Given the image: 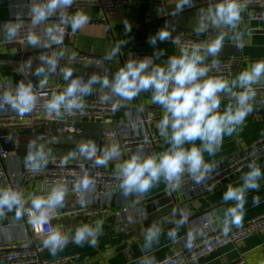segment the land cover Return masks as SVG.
I'll return each instance as SVG.
<instances>
[{"label":"crops","instance_id":"0c3cea01","mask_svg":"<svg viewBox=\"0 0 264 264\" xmlns=\"http://www.w3.org/2000/svg\"><path fill=\"white\" fill-rule=\"evenodd\" d=\"M208 1L212 0H188L187 3H183V0H166L164 3L133 0V5L119 10L109 19L106 26L99 24L102 17L101 13L96 8L87 6L75 11L87 13L89 16L88 23L75 33L69 28L71 37L62 47L51 45L50 40L45 34V29L53 23L52 20L48 19L40 25L33 27L30 23V18L25 16L20 20V29L13 40H6L3 31L0 30V53L4 52V44L16 42L21 45L22 50L40 51L41 53L34 56L35 61L33 62L35 64H42L43 57H51L60 51L64 52L63 56L69 53H79L88 56L104 57L110 52L117 41H123L120 51L112 58V73L129 58L139 59L148 56L153 58L155 64L164 65L167 62V57L179 55V48L169 42L168 39L165 41L157 40L155 45L150 44L148 41L149 37L155 35L160 28L167 24L171 30V37L181 31H190L208 42L214 39L218 33H225L224 47L216 56L206 57V60L217 59L222 56L224 51L228 52V57L226 58H228L232 65V74L229 78L231 81L245 67H249L251 62L264 60V20H250L248 12L242 11V19L235 28L223 25L218 27L210 26L207 31L197 32L199 17L208 8ZM29 2L30 0H0V26L5 22L16 19L12 4L22 6ZM178 5L180 6L178 7ZM125 22H127V28L125 27ZM29 31H34L39 35V45L32 46L27 43L26 37ZM159 50H162V52ZM234 54H238L239 56L235 58ZM1 61L3 60H0V82L11 83L10 79L4 78L1 75L5 71H11L9 67L1 65ZM45 69H47V65ZM62 69L59 71L56 69L52 76H38L37 83L40 80H45L47 84L57 83L65 87L67 81L63 79ZM71 69L73 70L72 75L74 77L87 78L85 76L88 74L81 68ZM97 75L105 76L101 74ZM261 85H264V78L254 86ZM241 89L238 86L233 87V91L235 92ZM106 94L110 95L109 89L97 83L93 85V91L84 97V102L93 98L102 99ZM225 95L227 94H220L221 102L218 111L222 112L228 104L235 105V100L227 99L224 97ZM151 96L152 93L148 95L139 93L129 101L130 105L127 106L124 103V99L110 95L108 101L121 103V107L110 117L111 122L102 126L104 129H117L128 119L134 118L137 113L149 115L152 117L150 123L132 130L133 133L145 134L147 128H149V130H153L161 138L160 144L149 155L153 153L158 154L169 146L166 138L160 134L158 127L159 120L164 115V109L152 107L153 101ZM250 103L252 104V108L262 110L263 113L255 114L250 112L236 132L231 136L223 138L219 150L214 155L210 156L207 152L204 153L205 161L212 164L213 168L224 163L227 157L247 150L256 138L264 134V96L259 97L256 101H250ZM85 132L87 137L70 138L64 136L61 130H57L56 137L51 135L47 159L66 160L67 162L86 160L85 156L79 153L78 146L89 140L95 141L90 137L94 135L95 129L93 126H90ZM19 141L22 144L27 143V145L24 144L27 149L28 143L32 141V135L23 134L19 137ZM192 143L199 145L200 141L197 140ZM112 144L119 146L120 156L118 157V161L111 162L109 160L107 164L102 165V168L105 171L117 172L116 165L127 159L131 154L123 152L121 143L118 140H108L101 145L100 156L103 154L102 150ZM185 147H188V144ZM75 152L77 153V158L73 155ZM139 152L148 155L145 151ZM258 165L261 167L262 172V176L258 181L259 186L255 189L245 190L242 221L239 225L229 224L227 229L242 226L252 218L264 214V158L258 162ZM248 170L249 168H244L228 183L189 202L188 207L192 214L191 222L189 224L177 223L180 220L178 216L171 218L165 223V227L161 228L158 239L152 243L150 248L144 247L146 228L142 226V221L145 219V215L143 209L137 206L147 198L164 191L163 178L144 193H132L124 196L121 191L114 202L108 204L109 212L104 211L107 208L105 199L102 198L98 201L92 196L90 189L81 191L82 194L79 198L65 195L63 206L53 209L56 212V217L52 221V226L60 227L61 231L69 237V240L62 247L57 248L55 252L50 251L48 248L45 249L40 254V257L42 259L53 260L65 256H77L79 259L87 258L88 264H147L149 259L161 260L167 257L172 249L184 242V237L189 228L199 227L204 221H208L214 230L225 229V212L229 207L234 206L236 202L234 200L226 201L224 194L229 187L237 188L242 186L244 184L243 177ZM29 193L41 194L40 184L38 182L30 183L27 188L26 197H28ZM176 196L178 202L181 203V197L178 194ZM254 197H259V203H254ZM81 198L85 201L83 206L80 204ZM121 205L129 207L132 214L140 215L142 221L130 231L117 233L116 226L118 223L113 219L112 215L113 210ZM24 206L25 208H30L31 203L26 202ZM97 220L102 221V225L96 237L95 245L89 244L88 240H84L80 244L72 242L71 237L78 226L84 224L94 226ZM22 221L23 214L17 219L15 210L8 211L7 214H4L0 218V223L2 224L9 222L21 224ZM170 231L175 232L174 237L169 236ZM22 236L23 232L19 227L17 230L11 231L10 234L0 231V240L4 241ZM43 239L41 238L40 241L42 242ZM238 259L242 261V264L264 263V232L252 234L241 240L236 246L225 245L213 252L208 258L200 260L199 263L230 264Z\"/></svg>","mask_w":264,"mask_h":264},{"label":"clouds","instance_id":"9594fccd","mask_svg":"<svg viewBox=\"0 0 264 264\" xmlns=\"http://www.w3.org/2000/svg\"><path fill=\"white\" fill-rule=\"evenodd\" d=\"M188 0H183L187 3ZM74 4V0H30L26 15L30 18L33 27L47 21L50 17L57 16L58 23H52L45 29L48 39L60 43L63 27L67 26L75 33L83 25L88 23L89 16L84 11L68 13ZM180 5H178L179 7ZM246 5L242 0H216L214 6L207 8L199 17L197 32H204L209 27L226 26L235 28L241 21V13ZM19 14L16 19L5 22L0 26L4 38L13 40L20 29ZM127 28V22H125ZM225 33L220 32L206 45L199 43L179 48V55L167 57L164 65L155 64L152 57L129 58L112 75L99 76L95 73L84 77H74L71 68L62 69L63 79L67 81L62 91L53 92L46 101L44 107L50 113L61 115L62 112L71 113L74 110L84 108V97L93 91V85L99 83L108 88L110 95L124 100H132L141 91L149 90L151 99L164 109V115L159 120L160 134L166 138L168 148L160 153L150 155L141 152L132 153L127 159L116 165L119 177V187L124 196L132 193L147 192L158 183L161 178L170 183L179 184L182 174L187 171L196 183L205 179L212 170L213 165L206 162L204 153L214 155L225 136H231L243 124L245 117L253 110L250 101L255 97L254 85L264 78V60L251 62L249 67L240 71L234 80H228L222 76H206L209 68L205 63L206 57H214L224 47ZM171 37L170 27L166 24L155 35L149 37V43L155 45L157 40L165 41ZM29 45L37 46L40 43L39 35L29 31L26 37ZM123 41H117L104 60H111L120 51ZM173 43H177L174 39ZM162 52V50H159ZM64 52L60 51L51 57H43V64L47 70L55 72L60 57ZM31 62L26 64L30 67ZM43 65L37 72H44ZM206 77V78H203ZM45 80L39 81L43 86ZM238 86L242 91L235 92L233 87ZM224 93L235 97V105L228 104L224 110L218 111L221 102L220 94ZM110 95L103 96V100L110 99ZM37 103V95L34 85L19 81L11 90L0 92V108L8 105L19 115L30 113ZM120 105L113 103L111 108L116 110ZM199 140L200 144L195 142ZM188 144V147L185 145ZM25 155V166L33 171L40 170L48 162V152L44 144L36 140L30 141ZM79 153L87 159L95 157L96 165H105L113 158L120 156L119 146L112 144L102 150V156H97V145L89 140L78 146ZM61 163H64L62 160ZM249 170L245 173L244 184L237 188L229 187L224 194V199L234 200V206L225 212V230L229 224L239 225L244 215V193L246 189L257 188L262 176L261 167L253 163L249 164ZM93 180L87 172L75 184L74 190L86 191L93 186ZM68 191L66 184L57 182L53 184L46 194H24L10 186L0 187V214L4 211L15 210L16 218L22 214L30 217L33 225L48 224L51 212L57 207H62L65 195ZM26 199L31 207L25 208ZM254 203H259V197L253 198ZM81 206L85 204L80 200ZM184 214L177 223H183ZM102 221L97 220L94 226L84 224L78 226L72 242L80 244L88 240L89 244H96V237L100 232ZM161 227L159 224H151L147 227L144 236V247L150 248L159 237ZM169 236L174 237L175 232L170 231ZM69 237L60 227H52L42 243L45 248L55 252L57 248L67 243ZM147 264H152L149 259Z\"/></svg>","mask_w":264,"mask_h":264},{"label":"built area","instance_id":"2783aa9c","mask_svg":"<svg viewBox=\"0 0 264 264\" xmlns=\"http://www.w3.org/2000/svg\"><path fill=\"white\" fill-rule=\"evenodd\" d=\"M147 1L149 3H164L166 0ZM215 2L216 0L208 1L207 7L214 6ZM242 2L246 5L243 11L248 12L250 20H264V0H242ZM131 5H133V0H74L73 6L67 12L71 13L87 6L94 7L102 15L99 24L106 26L114 14ZM28 6L29 3L22 6L12 4L15 16L17 17L19 14L20 20L27 16ZM49 19L53 23H58L57 16L50 17ZM61 27H63V34L60 43L50 40L53 46L62 47L71 37L69 28L67 26ZM174 39L177 43H173ZM168 41L173 43L177 48L196 43L201 45L207 44L205 39L197 37L190 31H181L177 35L170 37ZM205 63L209 68L206 76H222L228 80L231 77L232 65L229 60H211ZM1 65L9 67L12 72L18 73L24 82L30 80L25 68L21 64L1 61ZM42 65L46 68V64L43 63L36 64L35 66L40 68ZM62 68H81L88 75L95 73L111 76L113 74V60H104L103 56L95 57L79 53H69L58 61L57 71ZM33 85L37 95V103L30 113L19 115L8 105L0 108V129L7 130L8 133L4 137L9 139L12 146V149L7 151L0 144V187H13L21 191L26 197L28 185L32 182L40 184L41 194H46L53 184L62 182L68 188L66 195L79 198L82 193L81 191L74 190L73 186L87 172V175L94 182L93 186H90L92 196L98 201L102 198L105 199L107 208L104 211L109 212L108 204L113 203L122 191L119 187L117 172L105 171L102 165H96L94 163L95 157L92 159L86 158V160H75L74 162L63 160L64 163H61L62 160L48 159L47 164L40 170L33 171L25 166L27 149L24 144L27 145V143L22 144L19 141V137L23 134L11 135L9 129L18 128L19 130L24 127L32 128L35 126L37 128L41 126V132L31 133L32 141L36 140L38 143H43L47 151L49 150L52 138L50 132V124L52 122L71 124L64 126L61 132L63 134L74 135H81L83 133L82 123L94 122L100 125L99 137L93 141L97 145V156L101 155V145L108 140H118L121 143L123 152L127 154L145 151L149 155L160 144L161 138L153 130H149V128H147L145 134L133 133L132 130L147 125L151 122L152 117L137 113L134 118L128 119L117 129H104L102 126L111 122L110 117L120 109L121 103H117L120 106L116 110H113L111 105L115 102L93 98L84 102L82 110H74L71 113L62 112L58 116L55 113L48 112L44 105L53 92L62 91L64 87L57 83H45L42 87L39 86V83ZM14 87L15 85L12 83L0 82V92L6 89L11 90ZM254 88L256 95L251 101H256L259 97L264 96V85L254 86ZM224 97L235 100V97L231 95H225ZM124 103L127 106L130 105L128 100H124ZM4 137L0 136V139ZM73 155L77 158L76 152ZM263 158L264 134L256 138L247 150L227 157L224 163L216 168H212L200 183H196L187 171L182 174L178 185L163 179L164 192L167 196L174 194L176 199L177 194L181 197L182 201L181 203L178 202L177 215L181 219V214L183 213V223L189 224L192 220V214L188 207L189 202L223 186L232 180L241 170L249 168L250 163L258 165V162ZM110 161L117 162L118 157ZM26 202L30 201L26 199ZM112 216L118 223L116 226L117 233L130 231L142 221L140 215L132 214L129 207L122 205L113 210ZM55 217L56 212L52 210L51 219L48 224L40 226L30 223V217L26 214H23L21 224L13 222L7 224L0 223V231L10 234L11 231L17 230L19 227L23 232L22 237L13 238L8 241L0 240V264H88L87 258L79 259L77 256H65L53 260L42 259L40 257V254L47 249L43 246L40 239L45 238L53 227L52 221ZM260 232H264V214L252 218L242 226L227 230H214L210 222L204 221L199 227L189 228L184 237V242L172 249L167 257L151 261L152 264H200V260L208 258L217 249L228 244L236 246L241 240ZM240 264H242V261Z\"/></svg>","mask_w":264,"mask_h":264},{"label":"water","instance_id":"95a60500","mask_svg":"<svg viewBox=\"0 0 264 264\" xmlns=\"http://www.w3.org/2000/svg\"><path fill=\"white\" fill-rule=\"evenodd\" d=\"M3 53H0V60L3 61H10V62H14V63H18L21 64L28 76L29 79L31 80V82L33 84H37V77L38 76H52L54 72H50L47 69H45L44 72H37V70L39 68H37L35 65V59L34 56L36 54L41 53L40 51H32V50H22L21 49V45L19 43L16 42H12V43H6L3 45ZM235 58H237L239 55L238 54H234L233 55ZM228 52L224 51L222 56L214 59V60H228ZM213 59H209L206 60L205 62L211 61ZM31 62V66L30 67H26V64L28 62ZM2 77L10 79L11 83L13 85H15L17 82L19 81H24L22 79V77L16 73V72H12V71H5L3 73H1ZM89 75L85 76L88 77ZM140 93H144V94H150L151 91L149 90H144L141 91ZM152 107H156V108H163L161 105H159L158 103L153 102ZM253 110L251 111L252 113L255 114H261L263 113L262 110L256 109V108H252ZM39 123V122H36ZM66 125H71L69 123H63V122H52L50 124V132L51 135L53 137H56V131L57 130H61L64 126ZM93 126L95 129V133L94 135L90 136L92 139L96 140L99 137V129H100V125L98 123H82V127H83V133L81 135H74V134H64V136L66 137H70V138H75V137H87L85 130H87L88 127ZM41 132V126L35 128L32 127H24V128H20L18 130V128H10L9 129V133L11 135H18V134H31V133H39ZM7 130L6 129H0V136L4 137L7 135ZM0 144L1 146L7 150L10 151L12 149L11 143L9 141L8 138L4 137L0 139ZM137 207H140L143 209V213L145 215V219L142 221V226L145 227L147 229V227L151 224H159L161 228L165 227V223L170 220L171 218H175L177 215V207H178V201L175 197L174 194H172L171 196H167L166 193L163 191L161 193H158L150 198H147L144 202H141L138 204ZM8 211H4L3 214H0V218L4 215L7 214ZM240 260H235L233 262H231L230 264H240ZM264 264V263H263Z\"/></svg>","mask_w":264,"mask_h":264}]
</instances>
